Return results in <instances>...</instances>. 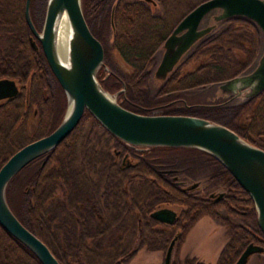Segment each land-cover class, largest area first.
Returning <instances> with one entry per match:
<instances>
[{
    "label": "trees",
    "instance_id": "1",
    "mask_svg": "<svg viewBox=\"0 0 264 264\" xmlns=\"http://www.w3.org/2000/svg\"><path fill=\"white\" fill-rule=\"evenodd\" d=\"M85 2L81 0L82 9ZM23 6L24 0H0V77L13 78L18 85L17 93L0 104V165L22 144L53 129L65 108L63 90L39 42L36 40L37 49L29 44L31 31L24 19ZM44 8L45 0L29 1L30 19L38 30ZM218 29L192 45L190 54L205 55L207 60L184 70L180 59L153 92L149 86L157 63L153 51L162 40L135 38L129 36V30L125 37L115 36L112 41L99 37L104 50L97 80L107 92L119 91L116 101L129 110L147 114L160 107L161 113L204 117L260 146L258 141L247 137L241 123L245 113L250 112V130L264 131V88L245 100L187 98L192 88L213 86L248 70L259 54L261 34L251 19L231 16L219 21ZM232 47L242 56H236ZM111 48L116 50V56L111 54ZM117 59L128 69L121 68ZM32 104L37 108L35 131L27 137L26 121ZM73 136L78 139L75 144ZM114 149L136 150L141 154L132 165H124L116 160ZM159 167H176L178 174L181 170L207 169L204 189L223 186L225 191L212 197L213 192L204 196L184 189ZM56 186L63 196L51 204L49 198ZM5 196L18 220L45 243L60 264H126L138 248L164 251L173 235L176 240L169 264H203L194 257L180 258L177 254L189 228L202 215L218 217L228 235L214 264H232L248 242L264 246L250 196L211 154L193 147L131 146L111 134L86 109L65 138L28 162L9 180ZM86 198L93 204L87 203ZM161 204L183 206L167 229L156 227L157 221L149 215ZM134 212L140 216L135 248ZM237 216L243 223L234 221ZM88 217L95 221L93 226L89 225ZM54 219L58 223L54 224ZM0 264L42 263L0 225Z\"/></svg>",
    "mask_w": 264,
    "mask_h": 264
},
{
    "label": "water",
    "instance_id": "2",
    "mask_svg": "<svg viewBox=\"0 0 264 264\" xmlns=\"http://www.w3.org/2000/svg\"><path fill=\"white\" fill-rule=\"evenodd\" d=\"M29 1L24 0L23 15L31 35L30 46H39L65 96V108L57 125L48 133L15 149L0 165V225L27 247L42 264H60L45 243L26 228L10 209L5 196L9 180L28 162L56 146L88 110L111 134L131 146L193 147L211 154L250 196L256 223L264 236V149L239 136L229 127L207 118L189 114L138 113L121 106L100 85L96 72L103 65V50L90 32L82 14L81 0H45L40 29L29 15ZM212 11V23L200 25ZM64 12L70 26L68 59L61 62L54 50L55 20ZM231 16L251 19L259 28L261 48L253 66L213 86L220 97H250L264 88V0H204L191 8L162 42V54L153 76L163 80L196 41L211 32L216 23ZM106 68V66H104ZM212 86V85H206ZM18 91L15 79L0 77V99ZM116 151V150H115ZM198 181L184 186L193 189ZM219 192L218 195H221ZM149 215L171 223L175 210L160 207ZM174 238L165 250L163 264H169ZM264 252V246L248 242L232 264H245L250 254Z\"/></svg>",
    "mask_w": 264,
    "mask_h": 264
},
{
    "label": "flooded vegetation",
    "instance_id": "3",
    "mask_svg": "<svg viewBox=\"0 0 264 264\" xmlns=\"http://www.w3.org/2000/svg\"><path fill=\"white\" fill-rule=\"evenodd\" d=\"M202 1H204V0H86L83 9H82V7H81V9H82L83 17L85 19V22H86L90 32L97 39L99 37H101V38H104L108 41H112L115 36H118V38L125 37V32L127 30H129V34H130L129 36H132L135 38L146 36L152 40L161 39L163 42L164 39L171 33V31L176 26V24L181 20V18L191 8H193L194 6H196L197 4H199ZM205 19H207V20L212 19V11L209 12L207 15H205L202 18V21ZM212 21L208 22V23H212ZM218 23L219 22H217L216 24H218ZM141 33H143V34L139 35ZM162 42L153 51L154 55H155V53L159 47L163 51ZM100 44H101V42H100ZM101 46H102V44H101ZM191 49H192V46L187 51H185L184 54L186 55V53L189 52V55H191L190 54ZM102 50H104L103 46H102ZM162 51H161V54H162ZM110 52L114 56L117 55V52L114 48H111ZM184 54H182L180 59H182ZM117 60H118V64L120 65L121 68L128 69V67L121 60H119V59H117ZM156 62H158V61H156ZM104 66H102L103 69L107 70V67L105 68ZM107 73H105V75H107ZM118 92L119 91H116L114 93L115 96ZM12 97L0 99V104L5 102L6 100L12 98ZM223 97L226 100H231V101L232 100H245V99L249 98V97H241V96L238 97V96H235L232 94L227 95V96H223ZM31 107H32V112L37 113V108H36L35 104H32ZM31 107H30V109H31ZM29 114H30V112H29ZM249 115H251L250 112L245 113L243 123H241V125L245 129L247 137L250 140L258 141L261 148L264 149V131L258 130L256 133H254V131L250 130V128L248 127V122L250 119ZM263 115H264V108H263ZM261 123H263V121ZM113 151H114V155L116 157V160L120 164H124V165H132L137 160L138 155L141 154V151H136V150L130 151V152L129 151L121 152L118 149H114ZM158 169L160 171L166 173V174H170V179H172L176 184H180L183 187L185 185H187V184L183 183V180L180 178L179 174L177 173L178 169L176 167H165V168L159 167ZM194 181H198V185L195 186V188H196L199 186L200 180L196 179V180H193L191 182H194ZM212 194H213L212 197L216 196V194L215 195H214V193H212ZM218 196H221V195H218ZM216 198L217 197H215V199ZM86 199H87V203H89L91 205L93 204L88 198H86ZM170 206H179V207L183 208V206L176 205V204H161V205L156 206L154 209H157L160 207H169V208L173 209ZM182 208H180V209H182ZM180 209L179 210L173 209V210H175V213H176L175 219H176ZM93 213L96 216L100 217V215L95 210ZM134 214H135L134 218H135L136 223H137L136 233L138 235L139 231H140V229H139L140 216H139L138 212H134ZM174 220H173V222H174ZM156 221L157 222H156L155 226L158 228H163V229L169 228L168 225L173 223V222L166 223V222H162V221H158V220H156ZM88 222H89L90 226H93L95 224V221L92 220L90 217H88ZM172 238H174V242H173L171 253H170L169 263L173 257L172 250H173V247L175 244L176 235H173ZM167 245H166V248H167ZM135 247H136V244L133 243V248H135ZM166 248H165V250H166ZM138 249H140V248H138ZM165 250L162 251L163 257H164ZM129 262H130V260L126 264H128ZM130 264H151V262L139 260V261H133ZM161 264H163V258H162Z\"/></svg>",
    "mask_w": 264,
    "mask_h": 264
},
{
    "label": "rangeland",
    "instance_id": "4",
    "mask_svg": "<svg viewBox=\"0 0 264 264\" xmlns=\"http://www.w3.org/2000/svg\"><path fill=\"white\" fill-rule=\"evenodd\" d=\"M212 19H205L203 20L200 25L207 24L208 22H211ZM220 28V27H219ZM218 24L214 27L212 32L218 31ZM236 47H232V50L236 56H242V54L236 50ZM161 48L159 47L155 53V59L156 61L159 60V57L161 55ZM183 64L181 65V68L184 70H189L193 67H195L200 62L207 60V56L205 55H189V52L184 54L183 57ZM158 80L151 76L150 80V89L152 92L154 91V88L158 85ZM109 93V92H108ZM188 93V100L193 101H205V100H213L217 97H220V93L217 92L216 88L214 86H203L200 88H192L189 90ZM112 96H114V93H110ZM33 107V106H32ZM32 107L30 109V114L27 117L26 121V134L27 137H31L34 134L35 131V122H36V112H32ZM162 110L159 107H155L152 109L151 113H161ZM76 132V131H75ZM76 136V133H74ZM73 136L71 140L77 143L78 139ZM109 149L111 150L112 147L109 146ZM76 163V162H75ZM181 168V167H180ZM207 169H198L194 168L192 172H182L180 171V178L183 180L184 184L191 183V181L199 179V188L195 189V187L192 189L194 192L203 194L204 196L208 192H213L214 195L219 193L220 191L224 190L223 186H217V187H209L208 189H204L206 186V179H205V173ZM225 191V190H224ZM62 190L60 187L56 186L54 191L52 192L49 202L51 204L56 203L62 198ZM175 210H179L182 207L179 206H170ZM222 210V208H219ZM245 209V208H240ZM58 219H54L52 222L58 223ZM234 221L238 223H243L241 217L237 216L234 218ZM58 232L61 233V229L59 227L56 228ZM228 235L226 233L225 226L222 224L220 219L215 216H209V215H202L199 217L189 228L188 232L186 233L183 242L180 244L177 254L179 257L183 256H190L194 257L195 260L202 262L203 264H214L216 257L224 245V243L227 241ZM137 242V233H135V237L133 239V243L136 244ZM174 253V247L172 250V255ZM163 258V252L160 250H146L144 248L138 249L133 257L130 259V264L133 261H150L151 264H161ZM74 264L73 262H71ZM245 264H264V252H254L250 254L248 260Z\"/></svg>",
    "mask_w": 264,
    "mask_h": 264
},
{
    "label": "bare ground",
    "instance_id": "5",
    "mask_svg": "<svg viewBox=\"0 0 264 264\" xmlns=\"http://www.w3.org/2000/svg\"><path fill=\"white\" fill-rule=\"evenodd\" d=\"M70 26L64 12L59 14L54 25V50L58 59L65 63L68 59V39Z\"/></svg>",
    "mask_w": 264,
    "mask_h": 264
}]
</instances>
